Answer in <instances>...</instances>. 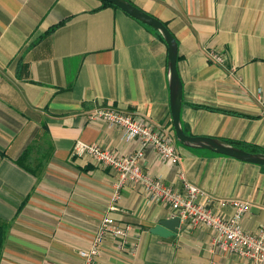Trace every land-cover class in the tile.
Here are the masks:
<instances>
[{"label": "crops", "instance_id": "obj_1", "mask_svg": "<svg viewBox=\"0 0 264 264\" xmlns=\"http://www.w3.org/2000/svg\"><path fill=\"white\" fill-rule=\"evenodd\" d=\"M128 1L177 42L184 132L264 152V0ZM100 107L139 115L171 140L177 162L146 147L144 172L178 191L183 180L195 184L199 201L225 218L230 200L247 202V232L264 223V166L176 139L161 36L101 0H0V264H88L79 251L106 214L128 231L106 234L93 264H253L219 251L206 225L150 232L177 214L137 184L126 183L109 211L117 173L72 146L129 155L140 145L89 118Z\"/></svg>", "mask_w": 264, "mask_h": 264}, {"label": "built area", "instance_id": "obj_2", "mask_svg": "<svg viewBox=\"0 0 264 264\" xmlns=\"http://www.w3.org/2000/svg\"><path fill=\"white\" fill-rule=\"evenodd\" d=\"M211 55L214 59L223 61L221 54L213 52ZM89 118H100L110 127L120 128L127 140H137L140 145L129 155H117L98 144H89L81 140H76L72 146L73 155H87L94 162L108 166L117 173L114 192L108 206L109 211L117 209L119 192L126 183L137 184L141 186L146 198L174 209L180 221H186L191 226L211 227L214 230L213 244L222 253L248 259L253 264L264 263V223L254 232H247L240 225L242 216L249 208L247 202L239 199L230 200L234 211L230 217L225 218L199 201L201 190L195 184L183 180V190L178 191L161 179L143 171L141 158L146 147H153L169 162L175 163L178 160V154L171 140L150 121L139 115L110 107L95 109ZM127 231V226L117 224L110 214H106L100 220L97 232L88 248L80 250L79 253L88 264H93L92 260L98 255L106 234L124 237Z\"/></svg>", "mask_w": 264, "mask_h": 264}, {"label": "water", "instance_id": "obj_3", "mask_svg": "<svg viewBox=\"0 0 264 264\" xmlns=\"http://www.w3.org/2000/svg\"><path fill=\"white\" fill-rule=\"evenodd\" d=\"M117 6L120 10L156 30L167 45V77L169 87V105L175 137L188 147L211 150L231 156L241 161L264 166V152H251L235 146L228 141L213 137L193 136L184 132L180 123L182 85L176 69L177 42L167 26L155 16L147 13L128 0H103ZM180 218L173 216L160 219L150 232L159 236L173 235L178 231Z\"/></svg>", "mask_w": 264, "mask_h": 264}, {"label": "trees", "instance_id": "obj_4", "mask_svg": "<svg viewBox=\"0 0 264 264\" xmlns=\"http://www.w3.org/2000/svg\"><path fill=\"white\" fill-rule=\"evenodd\" d=\"M101 2H102V6H111V7H115V8H118L117 6H115V5H113V4H111V3H109V2H106V1H103V0H101ZM137 20V19H136ZM139 21V20H138ZM140 22V21H139ZM140 23H142V22H140ZM142 24H144V23H142ZM58 25V24H57ZM57 25H54V26H51L50 28H49V30H48V32H50L51 30H53ZM146 27H148L149 29H151V30H153L154 32H156L159 36H161L156 30H154L153 28H151L150 26H148V25H146V24H144ZM162 38V37H161ZM226 141V140H225ZM229 142V141H228ZM229 143H231V144H233V145H235V146H238V147H240V148H243V149H245V150H247V151H251V152H257V151H260V152H263L262 150H260L259 148H256V147H254V146H242L240 143H238V142H229Z\"/></svg>", "mask_w": 264, "mask_h": 264}, {"label": "rangeland", "instance_id": "obj_5", "mask_svg": "<svg viewBox=\"0 0 264 264\" xmlns=\"http://www.w3.org/2000/svg\"><path fill=\"white\" fill-rule=\"evenodd\" d=\"M179 143H181L180 141H178Z\"/></svg>", "mask_w": 264, "mask_h": 264}]
</instances>
